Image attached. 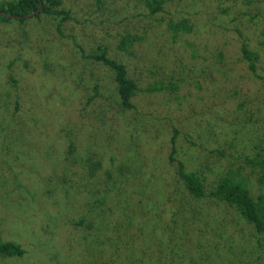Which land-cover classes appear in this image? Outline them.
I'll return each instance as SVG.
<instances>
[{
	"label": "rangeland",
	"instance_id": "rangeland-1",
	"mask_svg": "<svg viewBox=\"0 0 264 264\" xmlns=\"http://www.w3.org/2000/svg\"><path fill=\"white\" fill-rule=\"evenodd\" d=\"M62 1L67 21H0V239L26 251L0 264H264V233L189 194L169 160L176 129L206 190L228 175L264 193L250 163L264 156V0H165L155 16L145 0ZM181 19L194 30L174 39ZM126 33L140 39L121 52ZM100 48L137 83L132 109Z\"/></svg>",
	"mask_w": 264,
	"mask_h": 264
},
{
	"label": "trees",
	"instance_id": "trees-1",
	"mask_svg": "<svg viewBox=\"0 0 264 264\" xmlns=\"http://www.w3.org/2000/svg\"><path fill=\"white\" fill-rule=\"evenodd\" d=\"M41 4L44 6L41 14L58 16L63 21H67L70 18V13L63 8L62 0H4L0 2V21H12V18L9 17L11 15H31L40 9ZM145 6L151 16L165 13V0H145ZM18 20L23 23L26 21V18L22 17ZM167 27L174 39L181 34L192 33L194 30V27L188 22V19H181L177 22L169 20ZM240 36L242 59L247 64L249 71L256 74L257 62L260 56L257 52L251 50L241 33ZM138 39H140L138 36H132L131 33H126L120 39L118 50L121 52H129L132 44ZM91 58L110 67L114 73L121 107L124 109H132L134 107L132 99L138 91V85L129 76L126 65L118 60L110 59L107 56L106 49L103 50L100 48ZM151 90L161 91L158 87H152ZM91 100L92 98L89 101ZM177 135L178 130L175 129L171 138L172 147L169 160L172 164L176 163L177 176L188 193L196 198H210L233 207L258 233H264V193L254 198L245 182L235 178L233 179L228 175L217 181L211 190H206L205 183L201 177L195 172L187 170L185 164L177 160ZM250 163L259 170L260 183L264 188V156L257 161L250 160ZM92 172H96V170ZM25 253L26 251L21 244L0 239V257H22Z\"/></svg>",
	"mask_w": 264,
	"mask_h": 264
},
{
	"label": "water",
	"instance_id": "water-1",
	"mask_svg": "<svg viewBox=\"0 0 264 264\" xmlns=\"http://www.w3.org/2000/svg\"><path fill=\"white\" fill-rule=\"evenodd\" d=\"M43 8H44V6H43V4H41L40 5V9L37 12H35V13L31 14V15H26V16H14V15H11L9 17L12 18V19H21L22 17L28 19V18H31L33 16H36V15L40 14L42 12Z\"/></svg>",
	"mask_w": 264,
	"mask_h": 264
}]
</instances>
